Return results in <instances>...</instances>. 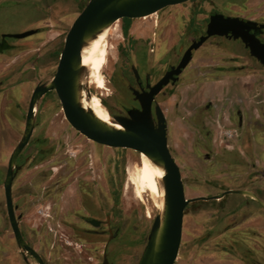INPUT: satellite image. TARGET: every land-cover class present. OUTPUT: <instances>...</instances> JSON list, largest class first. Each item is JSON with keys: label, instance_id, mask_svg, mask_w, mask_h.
<instances>
[{"label": "rangeland", "instance_id": "374dc122", "mask_svg": "<svg viewBox=\"0 0 264 264\" xmlns=\"http://www.w3.org/2000/svg\"><path fill=\"white\" fill-rule=\"evenodd\" d=\"M87 2L0 0V37H4V48L0 50V240L3 248L10 252L13 251L12 234L2 188L7 161L22 137L33 89L53 77L65 36ZM219 7L218 0H193L166 7L156 15L142 18L144 20H118L108 37L109 54L103 70L108 91L96 90L89 84L84 89L100 94L108 108L119 94L125 95L131 65L141 73H151L152 80H156L169 64L181 57L178 47H186L203 34L207 13ZM228 9L227 13L264 22V0H241L238 6ZM125 24H128L126 34L123 32ZM29 30L39 33L23 39L9 37ZM217 47H229L237 56L243 55L242 46L234 41L209 39L194 54L180 77L174 97L164 104L169 115V146L179 155L177 164L187 199L214 196L225 188L220 186L224 166L214 163V159L219 160L224 145L231 147L243 140L264 142L262 133H253L250 128L227 129L220 123L223 101L220 95L219 107L215 109L219 124H209L204 118V105L214 103L210 90L223 87L222 83L207 79L209 70L216 69L213 67L222 58L214 53ZM141 54L143 56H139ZM251 64L255 72L264 71L257 62L252 60ZM241 84L246 88L249 82ZM173 103H177L174 108ZM247 105V109L242 110L252 116L253 104ZM196 121L198 125L194 124ZM136 153L94 144L74 131L65 121L53 91L36 103L31 138L16 160L19 169L12 182V202L26 240L48 264H102L104 253L109 264L137 263L158 211L146 194L141 199L136 198L127 180L136 164ZM259 166L264 167V161H260ZM34 172H38L42 189V185L54 177L44 196L34 194L29 188L28 175ZM73 194H76V205H57ZM220 202L229 211L233 205L224 203H239L241 196L228 194ZM191 213L192 206H189L175 264H218L219 258L214 263L205 252L220 250L222 243L217 246L216 242L206 243L208 248L203 244L194 247V237L204 232L201 225L214 221L218 214H212L209 219L206 213L199 212L193 219ZM107 217L110 227L105 226ZM86 218L98 219L104 225L95 230L85 225ZM251 220L253 224L264 226V213L259 212ZM109 228L116 233L111 241L107 235Z\"/></svg>", "mask_w": 264, "mask_h": 264}, {"label": "water", "instance_id": "95a60500", "mask_svg": "<svg viewBox=\"0 0 264 264\" xmlns=\"http://www.w3.org/2000/svg\"><path fill=\"white\" fill-rule=\"evenodd\" d=\"M190 0H89L80 14L72 22L63 42L53 77L44 84H38L29 98L23 134L9 155L5 176L2 182L4 203L8 223L18 249L30 257L37 264H44L39 255L27 245L18 228L15 208L12 202V182L19 169L16 160L28 144L35 117L36 103L48 92L53 91L60 103L63 117L68 125L85 139L94 144L114 148L129 149L142 153L152 161L159 163L165 170L162 178L164 189V211L162 221L155 216L147 236L146 244L136 264H174L177 257L183 224V210L188 203L196 200L220 199L223 195L240 194L253 197L244 190L226 191L211 198H185L184 187L178 166L170 156L166 144V126L163 115L156 106L157 127L154 128L150 120V106L153 97L169 82H175L191 60L192 53L212 36L230 34L234 39L240 37L245 45L247 41L237 32L246 29L250 22L233 17L214 14L209 17V23L204 34L191 41L184 51L179 63L171 67L164 76L145 94H135L140 103V110H130L128 117H114L113 121L123 130L111 129L84 111L77 101V82L80 73V50L83 41L102 28L121 19H140L169 7L180 5ZM36 30L10 35L15 39H23L35 34ZM251 55L264 67V46L256 42L249 45ZM262 204V203H261ZM264 208V205H261ZM98 221H91L94 227ZM102 264H108L104 259Z\"/></svg>", "mask_w": 264, "mask_h": 264}, {"label": "flooded vegetation", "instance_id": "af4514ba", "mask_svg": "<svg viewBox=\"0 0 264 264\" xmlns=\"http://www.w3.org/2000/svg\"><path fill=\"white\" fill-rule=\"evenodd\" d=\"M191 1L193 0H190L188 2H191ZM239 1L241 0H234V1L233 0H218L220 7L218 9L209 11L206 15L207 17L204 23L203 34L207 29V26L209 23V17L214 14H220V15H223L224 17H233V18L241 19L244 22H250V24L247 26L246 29L237 30V32L245 38V40L247 41L246 43L247 45L243 43L240 37L234 39L233 36L230 34H226L223 36L216 35V36H212L209 38V39L211 38L223 39L224 41H234L240 44L243 49L242 57L237 56L236 53L233 52V50L229 47L227 48H229L230 50H227V48H223V47H217L216 49H214L215 50L214 53L217 56H220L222 58H219L217 61L218 63L213 67L216 69L209 70V73H208L209 77L207 78L209 80L223 79V80H230L236 83L241 80L240 77L242 75L255 73L256 70L251 64L252 60L257 62L261 67H263L260 64V62L251 55L249 45H253L256 42H258L259 45L264 46V22H258V21L250 20L249 18H243L240 14H237V13H232V12L227 13L226 12V11H229L228 9L229 6L230 7L238 6ZM85 5L83 6V8L85 7ZM157 13H155V15ZM121 21L128 22L129 19H121ZM38 33L39 32L37 31L33 35H36ZM3 38L4 37H0V50L4 48ZM209 39H207L201 45V47H199L196 51L192 53L191 60L189 61L185 69L182 71V73L177 77V80L175 82H169L158 94H156L153 97L151 106H150V120L154 128L157 127V119H156V112H155L156 106L159 107L163 115L164 124L166 126L167 149L169 151L170 156L174 159L176 165L178 166L180 175H181V169L179 165L177 164V159H179L178 157L179 155H177L174 150H171L169 146V126H168L169 115L167 113V109L166 108L164 109V104L166 103L167 99L174 97V91H176L178 88L180 77L183 75L184 71L188 68L189 64L191 63L193 59L194 54L198 50L203 48L204 44ZM135 41H137V39H135ZM190 44H191V41L186 47H183V46L178 47V52L180 53V51H182L181 56L184 53V51L189 47ZM139 56H143V55L141 54ZM58 58H59V55H58ZM180 59L181 57L177 60L176 63L169 64L167 68L163 71V73L154 81L152 80L153 78H152L151 73L147 71H145L144 73H141V71L137 69L135 65H131L128 83L126 85L125 95L119 94V98L115 100L113 102L114 104L108 108L105 107L102 101L101 103L107 109V112L112 118L128 117V114H127L128 111L140 110V103L138 99L136 98L135 94L147 93L149 91V87L157 83L164 76V74L170 70L171 67H175L179 63ZM222 59H225V62H221ZM257 71H260V70H257ZM230 93H233V92H230ZM236 93L238 94V91H236ZM262 102L263 101H259L257 102V104L262 103ZM174 104L176 106L177 103H173L172 108H174ZM204 113L206 114L204 118L208 119L209 124L210 122L219 124L217 120L215 121V116L218 117L219 115L216 114L215 106L213 104H211L210 102H207L204 105ZM196 114H197V111L195 112V115ZM220 119L222 121L221 123H224L234 129L250 128L252 131H254L253 133L264 134V106H262L261 109H256V111H253L252 116H251L247 112H243L242 107L239 104V101L233 100L232 95L226 96L224 100L223 108L221 110ZM194 124L198 125L199 122L196 121ZM249 145L251 147V144ZM240 146H241V143L239 144L236 143L230 148H227V145H224L223 149H221V152L219 154L220 156L219 160L217 161L216 159H214L215 161L214 163L219 162L221 163L222 166H224L223 169H221L223 173L220 175V179H221L220 186H224L225 188L221 190L219 194L217 195H221L224 192L229 191V190H232V191L244 190L248 193L253 194L259 201H261L262 204L256 201L252 196L249 197V196H243V195L238 194L241 196V202L224 203V205H233L228 211L226 210V208L223 207V205L221 206V202H220L222 201L225 195H223L220 199H217V200L199 199V200L188 203L187 206L184 208L183 221H184L185 211L189 206H192L191 217L193 219L196 215H198L199 212H202V213L204 212V214L206 213L205 215H207V218L209 219H211L213 215L218 214V216L215 217L214 221H208V223H211L210 225H207L208 223L206 224V222L201 225L204 232L201 233L199 236L194 237V247L197 248L201 244H203L205 248H208L207 244L210 242L211 243L216 242L215 246L222 243L223 245H221L220 250L217 251V250L210 249L209 251L205 252L208 254V258H210V260L213 261L214 263H216L218 261L217 259L219 258L220 261L218 264H264V233L261 231V230H264V226L261 227L258 224L251 223L252 216L258 215L259 212L264 213V208L261 206V205H264V167L259 166V162L264 161V149L262 148L264 147V142L263 143L255 142V146L252 145L256 148L259 146L260 151H261L260 155L255 159L252 158V159L243 160L238 150ZM137 153H136V160H137ZM210 161L211 159L208 160V162ZM158 171L161 177L163 178V176L165 175V170L163 166H161L160 170ZM53 179H51L50 181H46L42 185L43 189L41 187L40 182L38 181V172L29 174L27 180L30 181L31 185L29 188L34 194H41L42 196H44L46 192L48 191V189L50 188L51 183L54 182ZM181 179H182V183L184 187V181H183L182 176H181ZM217 195H214V196H217ZM211 197L213 196H207L204 198H211ZM75 200H76V194H73L66 202H60V203L57 202V205H76ZM210 201H215V203L212 205L210 204ZM13 206L16 211L15 205ZM207 210H210V212H206ZM15 217L17 218L18 228H19L22 238L27 243V245L33 249V247L26 240L24 234L22 233L20 229V225L18 221L19 217L16 215V213H15ZM91 221L99 222L98 226L95 227V230L101 227L102 225H104L103 221H100L95 218H86L84 220V223L88 227H94L91 224ZM193 221L197 223L195 220ZM105 226L110 227L109 217H107V219L105 220ZM86 230H89V229H86ZM220 230L221 232H219ZM10 232H11V229H10ZM90 232H95V231L90 229ZM182 232H183V224H182ZM215 232H219V233L216 234ZM107 235L109 236V241H111L112 238L116 236V233H112L111 229L109 228L107 229ZM181 240H182V235H181ZM11 241L13 243L12 252L3 248V252L6 254L5 255L6 257L4 260L5 264H33V263L35 264L36 263L35 260L32 257H30L28 254L18 250V247L16 246V243L14 241L13 235H12ZM180 246H181V242H180ZM180 246H179L178 254L174 261V264L179 258ZM16 248H17V251H15ZM35 252L39 255V257L41 258L44 264H48L44 256H42L37 251ZM104 259L107 261V257L105 253L103 254V260Z\"/></svg>", "mask_w": 264, "mask_h": 264}, {"label": "bare ground", "instance_id": "6f19581e", "mask_svg": "<svg viewBox=\"0 0 264 264\" xmlns=\"http://www.w3.org/2000/svg\"><path fill=\"white\" fill-rule=\"evenodd\" d=\"M116 22L102 28L83 41L80 50L81 63L77 82V101L84 111L91 114L100 123L111 129L122 131L123 128L113 121L101 103V95L90 93L84 89L89 84L96 90L108 91L103 70L109 54L108 37L114 30ZM161 166L144 154L138 153L136 164L132 166L127 177L129 184L133 187L135 197L141 199L146 194L158 211L156 213L160 221H162L164 211V189L162 177L158 171Z\"/></svg>", "mask_w": 264, "mask_h": 264}, {"label": "crops", "instance_id": "0c3cea01", "mask_svg": "<svg viewBox=\"0 0 264 264\" xmlns=\"http://www.w3.org/2000/svg\"><path fill=\"white\" fill-rule=\"evenodd\" d=\"M240 78L241 80L236 83L230 80H223V79L210 80V82H213V83H222V86H223L219 90L217 88L215 90H210L212 98L214 99V103L212 102L210 103L215 106V109H218L219 107V105L217 104V102L220 101L218 98L219 95L220 97L223 98L222 99L223 101L220 105L221 109L223 108V104H224V100L226 96H229V95L233 96V100H238L242 108L247 109V106H248L247 104L251 102L253 104L251 106L252 112L256 111V109H261V107L264 106V71L262 72L257 71L253 74L242 75ZM244 81L249 82V84L246 85V88L245 86L241 84ZM236 91H238V94L236 93ZM230 92H233V93H230ZM259 101H263V102L257 104V102ZM216 120L218 121L217 117H215V121ZM221 124H223V126L227 129H234L224 123H221ZM243 141L244 142H242L241 146L238 148L241 158L243 160L257 158L261 153L259 146L257 148L254 147L255 142L253 141L251 142L248 140L246 141L243 140ZM249 144H251V147ZM226 145H227V148H230L229 144H226ZM262 148L264 149V147ZM1 242L2 240H0V264H5L4 260H5L6 254L3 252V246ZM15 251H17V248L15 249Z\"/></svg>", "mask_w": 264, "mask_h": 264}, {"label": "trees", "instance_id": "16d2710c", "mask_svg": "<svg viewBox=\"0 0 264 264\" xmlns=\"http://www.w3.org/2000/svg\"><path fill=\"white\" fill-rule=\"evenodd\" d=\"M127 29H128V24H125L124 28H123V32L126 34L127 32Z\"/></svg>", "mask_w": 264, "mask_h": 264}]
</instances>
